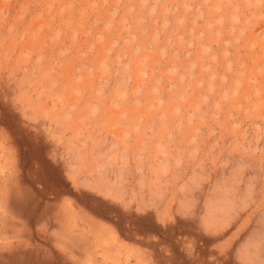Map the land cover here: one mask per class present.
Segmentation results:
<instances>
[{"label": "rangeland", "instance_id": "obj_1", "mask_svg": "<svg viewBox=\"0 0 264 264\" xmlns=\"http://www.w3.org/2000/svg\"><path fill=\"white\" fill-rule=\"evenodd\" d=\"M0 264H264V0H0Z\"/></svg>", "mask_w": 264, "mask_h": 264}]
</instances>
